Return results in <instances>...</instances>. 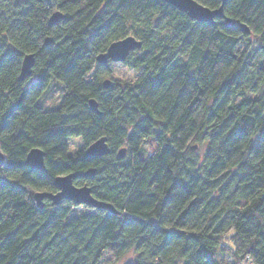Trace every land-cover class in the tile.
I'll list each match as a JSON object with an SVG mask.
<instances>
[{
	"label": "clouds",
	"instance_id": "obj_1",
	"mask_svg": "<svg viewBox=\"0 0 264 264\" xmlns=\"http://www.w3.org/2000/svg\"><path fill=\"white\" fill-rule=\"evenodd\" d=\"M0 264H264V0H0Z\"/></svg>",
	"mask_w": 264,
	"mask_h": 264
},
{
	"label": "water",
	"instance_id": "obj_2",
	"mask_svg": "<svg viewBox=\"0 0 264 264\" xmlns=\"http://www.w3.org/2000/svg\"><path fill=\"white\" fill-rule=\"evenodd\" d=\"M181 6H184L183 4ZM27 55H32V54H27ZM34 151L38 150V148H33ZM72 174V173H69Z\"/></svg>",
	"mask_w": 264,
	"mask_h": 264
},
{
	"label": "trees",
	"instance_id": "obj_3",
	"mask_svg": "<svg viewBox=\"0 0 264 264\" xmlns=\"http://www.w3.org/2000/svg\"><path fill=\"white\" fill-rule=\"evenodd\" d=\"M65 13H62V15H64ZM27 54H32V53H27ZM33 148H37L36 146H34Z\"/></svg>",
	"mask_w": 264,
	"mask_h": 264
}]
</instances>
